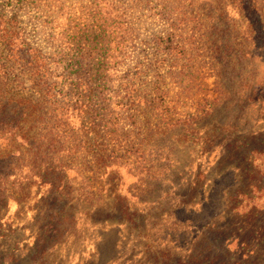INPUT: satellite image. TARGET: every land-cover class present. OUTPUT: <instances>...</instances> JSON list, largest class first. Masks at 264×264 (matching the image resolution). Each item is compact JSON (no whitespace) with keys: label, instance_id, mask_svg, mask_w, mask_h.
<instances>
[{"label":"rangeland","instance_id":"rangeland-1","mask_svg":"<svg viewBox=\"0 0 264 264\" xmlns=\"http://www.w3.org/2000/svg\"><path fill=\"white\" fill-rule=\"evenodd\" d=\"M87 2L63 0L54 22L45 0H0V8L20 20L26 40L54 54L67 46L59 34L66 13L79 20ZM129 13H116L124 29L104 91L116 95L127 79L140 87L142 108L110 125V136L138 154L95 174L79 151L74 195L57 207L44 199L51 189L9 179L0 189V264H264V152L238 147L248 141L264 151V83L221 77L204 60L176 66L155 45L161 23L152 11ZM263 61L253 67L264 72ZM59 69L55 78L68 72ZM257 85L263 93L252 99ZM62 208L74 217L51 237L50 215Z\"/></svg>","mask_w":264,"mask_h":264},{"label":"trees","instance_id":"trees-1","mask_svg":"<svg viewBox=\"0 0 264 264\" xmlns=\"http://www.w3.org/2000/svg\"><path fill=\"white\" fill-rule=\"evenodd\" d=\"M41 1L27 0V5ZM87 1L79 20L66 13L69 22L59 34L67 46L54 54L28 33L26 40L20 20L0 8V189L11 178L13 184L21 181L20 185L27 180V188L51 189L44 198L51 207L74 195L69 175L79 151L85 153L82 159L92 163L89 170L95 174L105 173L128 154H138V148L128 149L110 136V125L117 123L115 114L142 108L140 87L127 79L116 95L107 96L104 91L116 33L124 26L115 18L121 10L126 15L152 11L161 23L153 35L155 45L176 66L204 60L214 72L221 71V77L224 72H238V78L264 83V72L253 67L264 60V0ZM45 2L50 4L48 13L54 22L57 9L65 8L63 0ZM59 68L68 72L55 78ZM259 87H254L252 99L263 93ZM257 101L264 108L260 97ZM154 106L145 101V108ZM238 147L243 152H264L248 141ZM73 217L64 208L50 215L47 233L56 237L58 223Z\"/></svg>","mask_w":264,"mask_h":264}]
</instances>
